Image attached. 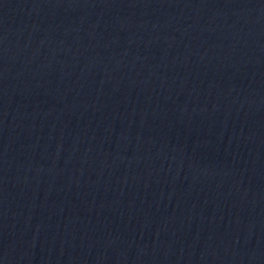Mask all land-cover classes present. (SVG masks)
<instances>
[{
	"label": "water",
	"instance_id": "obj_1",
	"mask_svg": "<svg viewBox=\"0 0 264 264\" xmlns=\"http://www.w3.org/2000/svg\"><path fill=\"white\" fill-rule=\"evenodd\" d=\"M0 264H264V0H0Z\"/></svg>",
	"mask_w": 264,
	"mask_h": 264
}]
</instances>
